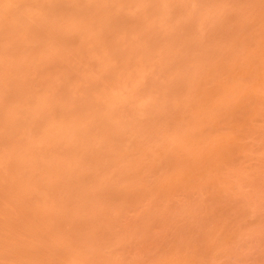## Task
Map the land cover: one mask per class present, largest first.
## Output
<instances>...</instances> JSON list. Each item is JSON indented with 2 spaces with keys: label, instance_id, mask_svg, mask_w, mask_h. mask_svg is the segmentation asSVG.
Masks as SVG:
<instances>
[{
  "label": "rangeland",
  "instance_id": "374dc122",
  "mask_svg": "<svg viewBox=\"0 0 264 264\" xmlns=\"http://www.w3.org/2000/svg\"><path fill=\"white\" fill-rule=\"evenodd\" d=\"M0 264H264V0H0Z\"/></svg>",
  "mask_w": 264,
  "mask_h": 264
}]
</instances>
